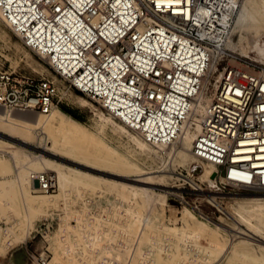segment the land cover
<instances>
[{
	"label": "built area",
	"instance_id": "built-area-1",
	"mask_svg": "<svg viewBox=\"0 0 264 264\" xmlns=\"http://www.w3.org/2000/svg\"><path fill=\"white\" fill-rule=\"evenodd\" d=\"M237 8V0H0L4 25L70 88L152 146H178L190 130L191 154L216 167L214 181L263 192L264 72L226 64L204 102ZM57 96L48 79L0 70L7 114L48 115ZM33 181L44 194L57 190L52 172ZM51 228L38 226L44 241ZM23 255L31 264L49 258Z\"/></svg>",
	"mask_w": 264,
	"mask_h": 264
},
{
	"label": "rangeland",
	"instance_id": "rangeland-1",
	"mask_svg": "<svg viewBox=\"0 0 264 264\" xmlns=\"http://www.w3.org/2000/svg\"><path fill=\"white\" fill-rule=\"evenodd\" d=\"M234 19L235 16H233L227 40V42H231L232 47L227 48L228 56L219 63L218 70H215L214 73L212 70L209 72L208 90L205 96L210 97L209 93L214 88L213 81L217 77L221 67L226 64H228L229 67L247 69L254 73L264 72V25L246 22L241 27H235ZM0 70H9L15 72L19 77H26L33 80L44 78L52 81L57 89V100L59 101L57 109L54 111H61L64 114L66 113L63 110L71 112L78 117L82 123L70 117L84 127L91 136L93 135L92 137L94 139H91L93 144H89L90 147L87 144L88 141V143H90V140H86V144L89 148L85 147L86 144L83 143L84 141H79L75 146L79 150L73 147L76 149L73 152L77 154L80 153V156L76 153L75 156H73V148L71 146H65L60 137L58 141H56L57 145L54 143L55 146H53L52 139L47 134L45 135L39 132L38 135L42 137L43 140L41 142L42 144L40 143L41 146L38 142L34 144V147H40V149H35L32 146L22 144L16 139H10L0 134V141L6 143L10 142L14 147H17L11 148L15 150L14 152L10 148L6 149L7 147L0 145V159L5 160L7 163L6 168L4 167L5 169L3 168L4 170L2 171L4 174L0 172V186L6 187L0 194V222L5 226V231L3 230L1 232L0 230V259L3 258L6 252L11 248L17 246V249L24 247L36 253L46 251L49 256L47 264H50L54 259L60 258L61 264H79L76 259L66 260L60 255L54 257L55 253L58 254V250L63 244L69 246L71 244L76 247L78 251L83 250L86 247V243L82 234L85 232H97L99 236L112 235L110 236L111 241L109 243L114 242L113 240H115V242L117 241L116 243L121 242L123 238L124 240L127 239V241L130 240L131 237L128 239L129 236L127 235L130 229H127L126 226H134L131 223V216L133 213L140 216L144 222L150 220L151 226H154L151 228L152 230L150 229V232H147V241L145 240L142 245V249L144 250H151V248L155 250L159 248L162 251L161 247L166 243L170 246L177 244L181 240L180 236H167L164 232L162 233V231H160L161 229H157L155 226L161 224L168 229H180V219L186 211L194 215L196 219L194 222L195 226L201 227L200 229L206 228L216 231L219 238L221 237L224 239L225 244L227 243L226 247L230 249L235 247L236 243L243 239V235L237 234L236 228L241 229L245 234L249 232L254 233L251 229L252 226H249L247 223H238L236 221L237 219L234 211L240 204L250 202V199H264V191H252L223 186L218 179L213 181V183L202 182L199 179L202 173L195 172L193 168H195V166H201L202 163L205 162H201L197 159V161L191 160L188 164L183 165L175 161V156L173 154H170L171 159L169 156L165 157L160 155L164 157L163 163L158 159H154L152 155H149V157L144 156L139 152L133 141L134 138L143 143L137 134L128 130L127 134L114 131L113 124L101 121V112L106 117L109 115L99 104L70 88L69 84L61 80V78L49 68L44 60L38 58L21 44L18 38L4 25L1 18ZM12 114H23L25 117L31 118L36 113L16 111ZM113 120L115 123L122 124L115 119ZM96 145L97 147L95 148L94 146ZM84 147L85 150L87 148L86 151ZM148 147L149 149L158 151L155 148ZM108 148L113 151L108 150ZM17 150L18 152H16ZM27 151L34 153L35 157L37 156L36 158L40 159H37L34 163L32 162L29 164L28 162V164H26L24 153H27ZM87 151L89 152L88 156H91L88 161L83 159L87 156ZM12 152L14 153L12 154ZM98 152L100 155L97 154ZM93 155L99 162L95 160ZM104 156L110 159L111 162L113 161L115 163V161H117L120 163H116L115 165L117 166H115L112 164L113 162H109ZM82 159L86 161V163ZM45 161L50 162L51 165L53 163L52 166L60 169L62 167L70 179L74 178L73 176L75 174V176H77L75 177L77 178L76 183L78 184H75V181H73L72 184L68 185L69 188L66 186V190L63 193L58 190V186L57 190L52 194L40 192L31 176L33 177L42 172H52L56 177L58 174L57 169L50 166L49 163L48 165ZM89 162L90 164H88ZM126 162L127 164L131 163L130 165L135 163L136 170L126 169L123 165V163L126 164ZM95 163L97 164L95 165ZM120 165H123V167ZM15 173H18V176H16L17 174ZM29 174L33 181L34 189H28L27 193L33 196L35 200L49 199L52 201L61 194L65 195L63 198L64 200L61 201L62 203L57 204L56 202V204H54L57 206V209L47 208L48 210L50 209L48 211L39 206L40 202H30L26 204L23 198L22 201L24 205L22 204V195L20 193L22 192V194H24L25 192L23 182L28 180L27 175ZM153 176L166 177L162 180L157 178L160 180L159 181ZM185 176H187L188 180L197 184L199 189L194 188V186L189 185V183H185L187 182L183 178ZM150 177H153L155 180L152 178V181ZM135 178L138 180H135ZM140 178L144 180L141 181ZM145 178L151 181H146ZM77 180L82 182L80 183ZM96 180L98 182H95ZM28 182L30 181L28 180ZM79 183H83V185ZM20 185H22V189ZM132 191H144L143 194L149 191L148 194L150 195L147 193L144 195L146 199L149 197L148 204L140 205V208L139 205L131 204L129 207L127 203H120L121 196L129 195L131 194L129 192ZM152 192L153 194H151ZM162 197L165 200L162 207L163 211L153 217V209L161 205L160 199ZM157 199H159L158 201L160 204L157 202ZM133 206L134 209H132ZM127 210L129 212L132 210V214L127 215ZM76 213L84 215L79 218L81 220L79 227H76L75 220L72 218ZM125 218L126 220H123ZM91 219H95L99 223ZM65 220L68 221L71 227L68 226L70 228L64 231L63 237L52 239V237L55 236L54 233H56L59 221L65 222ZM252 224L253 223H251V225ZM38 226H52L48 240L46 239L44 241L41 238L40 234H42V232L39 231ZM125 229H127V232ZM115 242L113 244H115ZM113 244H110L111 247H114ZM201 245L202 247L206 246L204 241L200 242V246ZM218 260L219 262L217 264H233V261L227 262L225 258L220 260L219 257L217 261ZM0 264L4 263L0 260ZM25 264L31 263L27 261Z\"/></svg>",
	"mask_w": 264,
	"mask_h": 264
},
{
	"label": "bare ground",
	"instance_id": "bare-ground-1",
	"mask_svg": "<svg viewBox=\"0 0 264 264\" xmlns=\"http://www.w3.org/2000/svg\"><path fill=\"white\" fill-rule=\"evenodd\" d=\"M237 1H238V8L235 11V13L233 14V16H235V19H234L235 27H241L246 22L264 25V0H237ZM233 16H232V21H233ZM0 18H1V14H0ZM1 20H2V18H1ZM142 28H143V26L138 27V29H142ZM229 47H232L231 42H226V45H225L226 50ZM212 69H214V67ZM209 94H210V97H208V96L204 97V102H209V100L213 97V91H211ZM56 109L57 108H53L52 111L50 112V114H48V115L39 113V114H35L31 118H27L23 114H12V115L7 114L6 112H4L0 108V134H3L10 139H16V140L20 141L22 144L29 145L32 147H34V144H37V142H38V144H40L43 140L42 137H39V135H38L39 132H42L45 135L47 134L52 139L53 144L55 143L56 145H57L56 141H58L59 137L62 138V142H63V144H65V146L66 145L71 146L72 148L73 147L77 148L75 146H76V144L79 143V141H81V142L84 141L83 143L86 144V140L87 141L90 140V143H88L89 142L88 141L87 144L89 145L92 143V140H94L92 137L93 135L91 136L90 133H88L84 127L79 125L69 115L64 114L61 111H54ZM100 120L104 121L105 123L113 124V126H114L113 130L114 131H119V132L125 133V134H127L128 131H131L124 124L122 125L119 123L120 124L119 125L118 123H115V121L112 119V117H110V116L106 117L102 112L100 113ZM137 136H139V135L137 134ZM193 136H194V134L190 130L186 131L185 134L180 139L178 147L175 145L169 146V147L152 146V145L146 143L140 136L139 137L143 143L139 142L138 140H136L134 138H133V141H134L135 146L139 150V152L146 157H149V155H152L154 157V159H158V160H160L161 163H163L164 157H162V156H165V157L169 156L170 157L171 156L170 154H173L175 156L174 159L176 162L183 164V165H186L191 160L197 161L196 158H194L193 155L191 154V140H192ZM41 144H40V146H41ZM55 144L53 146H55ZM85 144H83V145H85ZM87 144L85 145V147H88ZM0 145L7 147L6 149L17 148V147H14L13 144L10 142L6 143V142L0 141ZM98 145H100V144H98ZM148 146L155 148L158 151H154L152 149H149ZM85 147H84V150H85ZM89 147H90V145H89ZM94 147L96 148L97 145ZM103 147H105V146H103ZM34 148L40 149L39 146H35ZM74 148H73L72 152L74 150H76ZM6 149H4V150H6ZM100 149H101V147H100ZM11 150H13L15 152L14 149H11ZM86 150H87V148H86ZM105 150H106V148H105ZM108 150H111V149L108 148ZM111 151H113V150H111ZM261 151H264V150H261ZM14 152H12V154ZM16 152H18V150ZM64 153H61V154H64ZM75 153L73 154V156H75ZM88 153L89 152L87 151V153H86L87 156H85L83 158L86 161L90 160V157H91V156H88ZM16 154H15V156H16ZM24 154H25L24 156H25L26 164H28V162H29V164L32 162L34 163V161H36L38 159V158H36L37 156L35 157L34 153H32L30 151H27V153H24ZM79 154L80 153H78L77 155H79ZM97 154H99V152ZM160 155H162V156H160ZM94 158L96 160L95 156H94ZM99 158H98V160H99ZM105 159H107V158L105 157ZM170 159H171V157H170ZM102 160H103V157H102ZM107 160L109 162H111L110 159H107ZM86 161H84V162L86 163ZM40 162H41V160H40ZM45 162L47 164L49 163L50 166L53 165V163L51 165L50 162H47V161H45ZM97 162H99V161H97ZM116 163L118 164L120 162L115 161V163L113 162L112 164L115 165ZM124 163H123L124 167L128 170L136 168V166L134 165L135 163L133 165H130L131 163L127 164V162H126V164H124ZM88 164H90V162ZM96 164L97 163H95V165ZM6 165H7L6 161L0 159V172L1 173H3L2 171L6 168ZM92 165H93V163H92ZM113 165H112V167H113ZM123 165H120V166L123 167ZM115 166H117V165H115ZM52 167H54L58 171L57 172L58 173L57 174L58 190L62 191V193L66 190V186L72 184L73 181H75V184H78V183H76L77 178H75V177H77V176H75V174L73 176L74 178L70 179L69 176L64 172V169L61 167V165H60V167L62 170L58 167H55V166H52ZM262 167H264V165ZM122 169H124V168H122ZM193 170L195 172L202 173V175L199 178L202 182L213 183L214 178H215V173H216V167L213 164L205 162V163H202L201 166H195V168H193ZM31 173H35V172H31ZM15 174H17L16 176H18V173H15ZM78 174H79V172H78ZM80 174H81V172H80ZM243 176L245 177V175H243ZM165 177L164 176H160V177L155 176L154 178H156V179L159 178L160 180H162ZM31 178L33 179L32 176H31ZM31 178H30V174H29V175H27V179L30 182H28V180L23 182L25 192H24V194H22V192L20 193L22 195L21 201L24 199V202L26 204H29L30 202H32V203H39L40 202L39 206L41 208L57 209V206L54 204H56V202H57V204L62 203L61 201L64 200L63 198L65 195L61 194L57 198H54V200H52V201L49 199L35 200L33 196H31L27 193L28 189H34L33 181ZM87 178H88V176H87ZM152 178H151V180L153 181L154 178L153 179ZM159 179H157V180H159ZM89 180H90V178H89ZM135 180H138V179L135 178ZM143 180L141 179V181H143ZM145 180L148 181L150 179L147 180L145 178ZM146 181H144V182H146ZM78 182L81 183L82 181H78ZM95 182H98V181L96 180ZM23 183H21V184H23ZM80 185H83V183ZM20 186L22 189V185H20ZM88 186H86V187H88ZM68 188H69V186H68ZM5 189H6L5 186H0V194H1V191H4ZM21 189H20V191H21ZM73 189H74V187H73ZM122 189H123V186H122ZM143 189H145V188H143ZM129 193H131V194H129ZM129 193H128L129 195H123V194H122L123 196L119 195V196H121L120 203H127L128 206L129 205L131 206V204L137 205V206L139 205V207H140V205H144L148 202L149 197L146 199L144 197V195H146V193L148 194L149 191H147L145 194H143L144 191H141V192L132 191ZM151 194H153V192ZM148 195H150V194H148ZM158 198H159V196H158ZM158 200L159 199H157V202L159 204L161 202V205L157 206L153 209V212H152L153 217L157 216L160 212L163 211L162 207L165 203V200L163 197L160 199L161 200L160 202ZM249 201L250 202L242 203L237 208H235L234 214L236 216V219H237L236 221L238 223H247L249 226H252L251 229L254 233L249 232V233L245 234L244 231H242L239 228H236L237 234L243 235V239L241 241H239L238 243H236L235 247H233L231 249L226 247L227 243L225 244L224 239H222L221 237L219 238L216 231L209 230L206 228L200 229L201 227L195 226L194 222L196 221V219H195L194 215H192L190 212L186 211L183 214V217L180 219L181 220V222H180L181 228L180 229H168L167 227H165L161 224H158L157 226H155L157 229H161L160 231H162V233L164 232V234H166L167 236H175V237L180 236L181 240L177 244H175L174 246H170V245H167V243H166L161 247L162 251L159 248L157 249L156 247H155L156 248L155 250H152V248H151V250H149V249L144 250V249H142V245H143L145 240L147 241V238H148L147 232L148 231L150 232L152 230L151 228H153L154 226H151L150 220L144 222L140 218V216L133 213V215L131 216L132 219L131 218L130 219H131V223L134 226H126L127 229H130V232L127 233V235L129 236L128 239L131 237L130 240L127 241V239L124 240V238H123V240L122 241L120 240L121 242H118V243H116L117 241L115 242V240H113L115 242V244H113L114 242L109 243L111 241L110 236H112V235L108 236L109 235L108 234V235H104V236H99L97 232H85L84 234H82V236L84 237L85 243H86V245H85L86 247L83 250L78 251L76 249V247H74L71 244H70V246L63 244V246L61 248H59L58 254H56L54 252L55 253L54 257L60 255V256L64 257L66 260L76 259L79 262V264H217L219 262V260L217 261V259H219V257H220V260L225 258L226 259L225 261H227V262L233 261V264H264V199H250ZM24 202L22 201V204ZM128 209H131V208H128ZM132 209H134V206ZM130 212L127 210L126 214L127 215L132 214V210ZM81 213H82V211H81ZM82 214L76 213L75 215L72 216V218L75 220L76 227L80 226L81 220L79 218H80V216H84ZM97 214H99V213H97ZM96 219H98V218H96ZM67 220H65V222L59 221L56 233H54L55 236L52 237V239L53 238L57 239V238H61L64 236V231L71 227L68 224ZM91 220H93V219H91ZM123 220H126V218ZM206 220H208V219H206ZM93 221L99 223L95 219ZM99 221H101V220H99ZM123 222H125V221H123ZM251 223H253V224L251 225ZM68 226H70V227H68ZM127 229H125L126 232H127ZM2 231L3 230H1V232ZM95 231H96V229H95ZM2 234H4V233H2ZM73 236H75V235H73ZM73 236H71V237H73ZM122 236H123V234H122ZM201 241H204L206 246H203V247H202V245L200 246ZM110 244H113L114 247L113 246L111 247ZM60 259H54L53 261L50 262V264H61Z\"/></svg>",
	"mask_w": 264,
	"mask_h": 264
},
{
	"label": "crops",
	"instance_id": "crops-1",
	"mask_svg": "<svg viewBox=\"0 0 264 264\" xmlns=\"http://www.w3.org/2000/svg\"><path fill=\"white\" fill-rule=\"evenodd\" d=\"M4 227L3 223L0 222V229L4 230ZM16 247L17 246L11 248L8 252H6V255L0 259L4 264H25L28 261L23 255L24 247H20L19 249Z\"/></svg>",
	"mask_w": 264,
	"mask_h": 264
},
{
	"label": "trees",
	"instance_id": "trees-1",
	"mask_svg": "<svg viewBox=\"0 0 264 264\" xmlns=\"http://www.w3.org/2000/svg\"><path fill=\"white\" fill-rule=\"evenodd\" d=\"M66 114H68L69 116H71V117H73L75 120H77L78 122H80V123H82L81 121H80V119L78 118V117H76L75 115H73L71 112H68V111H66V110H63Z\"/></svg>",
	"mask_w": 264,
	"mask_h": 264
}]
</instances>
